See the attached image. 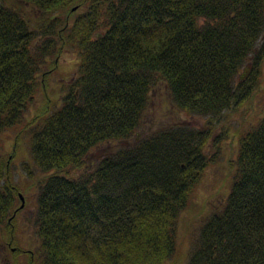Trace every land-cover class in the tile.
I'll list each match as a JSON object with an SVG mask.
<instances>
[{
    "label": "trees",
    "instance_id": "obj_1",
    "mask_svg": "<svg viewBox=\"0 0 264 264\" xmlns=\"http://www.w3.org/2000/svg\"><path fill=\"white\" fill-rule=\"evenodd\" d=\"M16 1L39 18L0 0V241L15 240L22 191L11 163L25 142L41 172L39 242L27 254L17 247V261L168 263L179 217L211 163V130H159L92 170L87 157L136 135L157 83L175 109L209 123L244 106L264 69V43L256 51L264 0ZM65 50L77 69L54 107L46 81L55 63L44 69ZM40 93L43 105L27 120ZM258 117L237 132L227 195L201 226L188 264H264V112Z\"/></svg>",
    "mask_w": 264,
    "mask_h": 264
},
{
    "label": "rangeland",
    "instance_id": "obj_2",
    "mask_svg": "<svg viewBox=\"0 0 264 264\" xmlns=\"http://www.w3.org/2000/svg\"><path fill=\"white\" fill-rule=\"evenodd\" d=\"M8 3L15 7H22L24 13L34 19L39 18L34 10L19 1L8 0ZM263 43L264 37L259 41L256 51L261 48ZM48 62L44 71L50 69L52 62L55 63V71L50 73L46 81V91L48 98L56 107L64 96L66 87L75 76L77 57L74 52L65 50L59 57L53 56L52 60ZM249 71L250 65L248 64L241 71L237 81L246 80L250 74ZM260 75L259 86L250 100L238 110L225 113L218 121L212 123L202 116L187 115L175 109L166 87L162 83H157L150 93L149 108L145 113L143 125L136 135L127 142L98 147L87 157L89 169L92 170L105 154L115 152L123 146L131 147L159 130L177 127L195 131L211 130V142L207 146V157L211 163L192 202L179 217L176 255L166 264L189 263L201 226L210 213L222 204L227 195L228 186L233 177L232 163L236 159L239 135L243 129L252 126L257 117H260L264 112V69ZM42 105L43 95L40 93L26 111V119L33 117ZM238 131H241L239 135H237ZM6 136L11 137L6 144L7 151L10 152L13 134L8 133ZM11 170L14 182L19 185L22 191L20 195L23 203L20 200L16 221L13 223L15 224V240L12 242L5 238L4 241H0V264H25L26 255L20 256L19 261L16 259L19 251L17 247L21 251L25 250L26 254L37 250L39 241L35 216L38 195L37 181L41 178V172L29 156L27 143L24 142L23 149L12 160Z\"/></svg>",
    "mask_w": 264,
    "mask_h": 264
},
{
    "label": "water",
    "instance_id": "obj_3",
    "mask_svg": "<svg viewBox=\"0 0 264 264\" xmlns=\"http://www.w3.org/2000/svg\"><path fill=\"white\" fill-rule=\"evenodd\" d=\"M19 198H20V200H21V202L23 201V199H22V197H21V195H19ZM23 203V202H22ZM22 206V205H21Z\"/></svg>",
    "mask_w": 264,
    "mask_h": 264
}]
</instances>
